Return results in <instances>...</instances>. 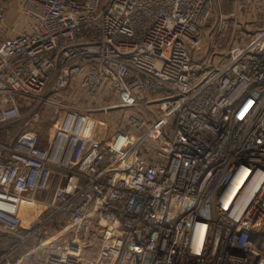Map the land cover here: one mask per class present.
<instances>
[{"label":"built area","instance_id":"2783aa9c","mask_svg":"<svg viewBox=\"0 0 264 264\" xmlns=\"http://www.w3.org/2000/svg\"><path fill=\"white\" fill-rule=\"evenodd\" d=\"M219 2H23L0 46V264H264V29L201 55Z\"/></svg>","mask_w":264,"mask_h":264},{"label":"rangeland","instance_id":"374dc122","mask_svg":"<svg viewBox=\"0 0 264 264\" xmlns=\"http://www.w3.org/2000/svg\"><path fill=\"white\" fill-rule=\"evenodd\" d=\"M24 1L25 0H0V46L22 33L26 28L29 19L23 11ZM261 29H264V0H220L215 6L212 19L203 31L202 41L198 47V49L201 50L199 53L203 55L202 50L206 51L210 48V43L215 40V38L213 40L211 39L214 34H216L215 37L218 38L216 39V44L219 49H225L233 37L239 38L246 35H254ZM197 55L199 56L198 52ZM103 101H105V99H103ZM107 101L110 105L116 103L111 98ZM76 102L87 104L86 99L83 97ZM115 112V116L113 115L109 119L108 117L105 118L106 116L103 117L105 118V122L117 130L122 126L121 123L125 122V120H123V115L126 111L117 109ZM100 120L102 121V118H100ZM47 128L48 127H46V131ZM39 209L40 208L35 207L30 210H25V212H23L25 221L31 224V222L38 219L42 213L39 212L42 211V209ZM53 232L55 233L56 231L51 230L50 234ZM41 235V239L44 240L46 238L45 234L41 233ZM10 244L11 243L6 242V239L2 240L0 248H2V251H8V245ZM29 245L30 244H28V246ZM256 245V248H258L264 256V237H262ZM20 249L22 250L23 247ZM28 250H30V248L27 249L26 247L24 251L22 250L23 253L21 255Z\"/></svg>","mask_w":264,"mask_h":264},{"label":"trees","instance_id":"16d2710c","mask_svg":"<svg viewBox=\"0 0 264 264\" xmlns=\"http://www.w3.org/2000/svg\"><path fill=\"white\" fill-rule=\"evenodd\" d=\"M23 251L25 250V248L22 249ZM22 250H15L14 251V257H18V255L22 252Z\"/></svg>","mask_w":264,"mask_h":264},{"label":"crops","instance_id":"0c3cea01","mask_svg":"<svg viewBox=\"0 0 264 264\" xmlns=\"http://www.w3.org/2000/svg\"><path fill=\"white\" fill-rule=\"evenodd\" d=\"M0 244H2V238H0ZM2 248H0V250H1ZM19 250H21V249H19ZM23 253V251L18 255V256H20L21 254Z\"/></svg>","mask_w":264,"mask_h":264},{"label":"bare ground","instance_id":"6f19581e","mask_svg":"<svg viewBox=\"0 0 264 264\" xmlns=\"http://www.w3.org/2000/svg\"><path fill=\"white\" fill-rule=\"evenodd\" d=\"M38 208H40V207H38ZM40 209H41V208H40ZM40 209H39V210H40ZM39 212H41V211H39ZM33 213H34V212H33ZM28 215H31V214H28ZM32 219H33V218H32Z\"/></svg>","mask_w":264,"mask_h":264}]
</instances>
